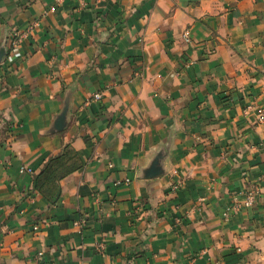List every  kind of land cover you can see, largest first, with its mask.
I'll return each instance as SVG.
<instances>
[{"label": "crops", "instance_id": "0c3cea01", "mask_svg": "<svg viewBox=\"0 0 264 264\" xmlns=\"http://www.w3.org/2000/svg\"><path fill=\"white\" fill-rule=\"evenodd\" d=\"M2 49L0 264H264V0H0Z\"/></svg>", "mask_w": 264, "mask_h": 264}, {"label": "built area", "instance_id": "2783aa9c", "mask_svg": "<svg viewBox=\"0 0 264 264\" xmlns=\"http://www.w3.org/2000/svg\"><path fill=\"white\" fill-rule=\"evenodd\" d=\"M186 37V40L189 39L188 35H184ZM23 33H18L15 36L12 37L11 42H10V52L8 54V59L10 61H13L14 59H16L18 57V55L21 52V45H22V40H23ZM102 97V93L101 92H97L94 94V98L96 99H100ZM129 181V179H128ZM257 189H252L250 192H248L246 194V197L244 199V201L240 202V201H236L235 203H233L231 206H229L226 211L224 212L225 215H229L231 212H237L239 211L242 207H250L252 206L253 202L255 201L256 197H257ZM181 218L178 217L176 218V222H181ZM35 229H37V226H35ZM98 251L100 253L104 252L105 249V245L101 242L98 244Z\"/></svg>", "mask_w": 264, "mask_h": 264}, {"label": "water", "instance_id": "95a60500", "mask_svg": "<svg viewBox=\"0 0 264 264\" xmlns=\"http://www.w3.org/2000/svg\"><path fill=\"white\" fill-rule=\"evenodd\" d=\"M5 54H6V51L4 49H2L0 51V60L3 58V56ZM66 111H67V107H65L62 115L60 116V123H63ZM167 148H168V146H167ZM166 155H167V153L165 152V148L160 150L156 154V156L154 157V159L152 160L150 165L144 169V176L145 177H155V176L162 174L165 171L164 159H165Z\"/></svg>", "mask_w": 264, "mask_h": 264}, {"label": "trees", "instance_id": "16d2710c", "mask_svg": "<svg viewBox=\"0 0 264 264\" xmlns=\"http://www.w3.org/2000/svg\"><path fill=\"white\" fill-rule=\"evenodd\" d=\"M57 159H59V157H58V158H55V159H53V160H52V162H54V161H57ZM50 165H51V163H50Z\"/></svg>", "mask_w": 264, "mask_h": 264}]
</instances>
